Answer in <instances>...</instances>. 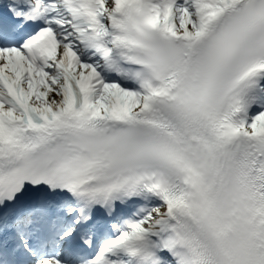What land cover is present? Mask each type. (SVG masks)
<instances>
[{"label": "snow or ice", "instance_id": "6c2138e0", "mask_svg": "<svg viewBox=\"0 0 264 264\" xmlns=\"http://www.w3.org/2000/svg\"><path fill=\"white\" fill-rule=\"evenodd\" d=\"M0 264H264V0H0Z\"/></svg>", "mask_w": 264, "mask_h": 264}]
</instances>
